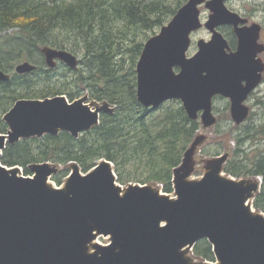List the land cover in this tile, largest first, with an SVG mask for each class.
I'll list each match as a JSON object with an SVG mask.
<instances>
[{"label":"water","instance_id":"1","mask_svg":"<svg viewBox=\"0 0 264 264\" xmlns=\"http://www.w3.org/2000/svg\"><path fill=\"white\" fill-rule=\"evenodd\" d=\"M226 1L187 0L145 41L136 63V99L142 106L158 108L177 99L190 119L209 127L216 122L212 98L221 95L229 99L236 124L247 118L245 100L262 79L264 63L256 55L264 45L258 43L260 24L241 25L247 19ZM201 5L210 11L204 23ZM222 25H231L237 36L234 51L218 29ZM202 26L211 37L199 39L197 51L187 56L190 35ZM40 50L49 68L57 61L78 67L79 58L66 49L43 45ZM36 67L24 60L15 72ZM9 79L0 69V81ZM105 112L113 106H91L86 97L20 98L3 115L8 130L0 133V154L22 138L62 131L76 138ZM194 147L195 140L173 169V197L148 184L122 187L105 159L86 173L72 163L61 187L48 183L58 171L53 163L31 164V177L0 162V264H264V215L249 204L257 181L221 175L223 157L201 178L189 179ZM201 239L211 244L214 262L187 256Z\"/></svg>","mask_w":264,"mask_h":264},{"label":"trees","instance_id":"2","mask_svg":"<svg viewBox=\"0 0 264 264\" xmlns=\"http://www.w3.org/2000/svg\"><path fill=\"white\" fill-rule=\"evenodd\" d=\"M185 1L0 0V33L15 29L0 46V69L10 72L15 60L31 58L43 45L81 56L79 64L87 67V76H66L55 85L35 86L39 83L38 70L42 69L39 66L33 72L13 73L8 81H0V133L7 131L1 117L16 100L64 94L72 101L80 92L71 88L77 82L89 80L92 98L105 99L114 106L113 112L102 113L97 125L76 138L62 131L7 144L0 154L1 163L18 165L25 175L31 174L28 167L33 163H54L60 167L51 179L60 185L69 173L70 163H76L85 173L106 159L113 164L119 183L149 184L172 193L173 168L181 163L200 123L187 116L179 100H169L156 109L143 107L136 99L135 72L120 73L116 60L124 53V42L133 40L129 37L131 32L162 26ZM142 45L134 41L128 48L133 51L134 64ZM46 70L54 72L57 68ZM64 70L67 74L76 73L66 66ZM259 129L264 138V126ZM253 135L246 134L247 138ZM242 141L238 140V145ZM232 162L224 170L234 176H261L262 185L253 206L264 212V155L250 166ZM192 255L199 261H215L206 239L194 245Z\"/></svg>","mask_w":264,"mask_h":264},{"label":"rangeland","instance_id":"3","mask_svg":"<svg viewBox=\"0 0 264 264\" xmlns=\"http://www.w3.org/2000/svg\"><path fill=\"white\" fill-rule=\"evenodd\" d=\"M227 8L232 11H235L243 17H248L249 20L257 21L264 26V0H227L225 2ZM200 20L202 23L207 21L208 15L210 11L204 6L201 5L200 7ZM172 16L168 19H171ZM166 21L164 24H166ZM163 24V25H164ZM162 26L155 27L154 29H143L137 30L136 32H131L129 37L133 40H126L124 42V53L117 58V63L120 65V73H130L135 72L136 77V63L134 64V54L133 51H128V48L132 47L135 42H142L145 41L153 36L154 34L158 33ZM219 31L226 36L229 34V29L227 26H220ZM15 29L13 30H6L0 33V46L4 45L7 36L13 35ZM211 37V33L202 26L200 29L193 31L190 35L191 43L189 45V49L187 50V56L193 55L197 51V41L199 39H203L208 41ZM143 46V45H142ZM264 57V53L262 54ZM79 60L81 56H78ZM29 60L32 63L39 66L37 79L39 83H36V87H42L45 85H55L61 84L65 77L67 76L69 79H73L77 76L78 73H82L84 76H87L86 72V65L85 63L78 64V67L74 70L75 72L66 73L64 68L65 65L59 63L56 67L57 70L54 72H47V66L44 62V56L41 51H35L31 58H19L14 61V65L9 73H15V65L18 62ZM67 67V66H66ZM175 71H178V67L174 68ZM90 82L85 81L84 83L77 82L76 85L71 86V88H75V90H79V94L75 95L79 97H86L87 103L91 106L102 105L103 103L108 102L105 99H95L92 98L90 92L88 90L89 86L87 83ZM100 82H98L99 84ZM91 84V82H90ZM75 98V99H76ZM246 103L250 106V114L247 119L237 125L235 124L230 116L229 105L230 102L225 97H217V99L213 102L214 106V114L217 117V122L209 127H203L200 123L199 129L196 131L195 137V147L192 156L189 160V168L190 174L188 176L191 180H197L202 177V175L207 171L208 166L210 163L215 160L217 157H223L222 165H221V175L233 178L235 180L239 179H254L256 176H251L249 174H241L240 177L234 176L224 170L225 166L229 164L231 161L238 162L239 165H246L250 166L253 164L259 156L264 155V138L260 134V126H264V79L263 82L257 87L255 91H253L246 100ZM2 119V117H1ZM3 120V119H2ZM258 130V133H257ZM254 134L253 138H247V133ZM246 137V138H245ZM244 139L242 143L238 145V140ZM192 143V142H191ZM190 147V145H189ZM238 150V152H237ZM231 163V164H232ZM72 163L68 165L69 171L71 170ZM19 175H25L23 168L19 167L18 169ZM31 175V174H30ZM29 175V176H30ZM66 178L62 179V183L57 185L51 178H49L48 183L51 184L53 187H60L62 186ZM257 183L259 185L257 191L253 193V197L249 200V204L251 205V209L255 212H259L264 215V212L257 211L253 206V200L256 197L257 192H259L261 185H262V178L257 177ZM117 184H120L122 187H126L130 183L135 182H128L126 184H121L116 180ZM160 192L165 193L162 189H159ZM170 196H175L174 193H166ZM99 241L101 243H107L108 238L100 237ZM187 256L190 257L193 261H197L193 258L192 251H187Z\"/></svg>","mask_w":264,"mask_h":264},{"label":"flooded vegetation","instance_id":"4","mask_svg":"<svg viewBox=\"0 0 264 264\" xmlns=\"http://www.w3.org/2000/svg\"><path fill=\"white\" fill-rule=\"evenodd\" d=\"M245 18L247 19V21L245 23H241V25H250L252 23H259V22L254 21V20H249L248 17H245ZM259 24H260V32H259L258 43H261L264 45V26L261 23H259ZM227 27L230 30L229 34L226 36V34L223 33V35L228 42L230 50L234 51L237 48V36L235 35L231 25H229ZM263 53H264V49H263V51H261L260 53H258L256 55V58H260L262 60V62L264 63V57H262ZM263 79H264V72H263V76H262V82H263ZM217 97H223V96L217 95V96L213 97V99H212V110L214 109L213 102L217 99ZM213 112H214V110H213Z\"/></svg>","mask_w":264,"mask_h":264}]
</instances>
